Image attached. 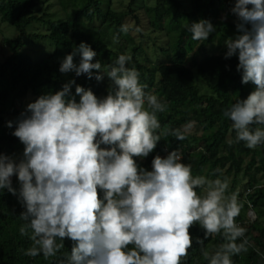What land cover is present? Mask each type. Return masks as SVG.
Masks as SVG:
<instances>
[{"label": "clouds", "instance_id": "clouds-1", "mask_svg": "<svg viewBox=\"0 0 264 264\" xmlns=\"http://www.w3.org/2000/svg\"><path fill=\"white\" fill-rule=\"evenodd\" d=\"M231 11L241 34L225 41V58L237 56L242 83L256 88L224 116L232 122L235 142L255 149L264 144V0H236ZM187 30L194 41H202L216 28L201 20ZM96 55L81 42L59 71L89 79L95 75L97 81L106 74L112 81L107 95L98 98L77 85V102L72 80L55 94L39 96L21 113L12 133L25 145L23 158L0 154V189L16 195L14 175L20 184L18 198L25 211L19 232L32 242L24 254L56 257L68 238L74 246L62 264H181L192 247L189 230L198 223L205 239L222 234L225 241L212 254L203 251L208 264H233L232 256L247 252L249 245L247 239L237 243L246 232L236 223L243 207L238 193L227 194L226 177H193L180 151L156 156L151 171L138 167L134 157H148L164 136L185 140L193 125L160 131L157 114L167 105L146 94L140 73L128 67L132 57L119 55L101 73V63L92 62Z\"/></svg>", "mask_w": 264, "mask_h": 264}, {"label": "trees", "instance_id": "trees-1", "mask_svg": "<svg viewBox=\"0 0 264 264\" xmlns=\"http://www.w3.org/2000/svg\"><path fill=\"white\" fill-rule=\"evenodd\" d=\"M49 1L0 0L1 20L18 32L15 38L3 37L10 54L0 61V154L17 161L23 158L25 145L12 133L21 113L39 96L55 94L72 80L75 83L71 86V94L77 102L80 100L75 94L77 85L90 89L98 98L107 95L112 81L106 74L102 81H97L95 75L89 79L86 74L76 76L71 72L64 76L59 71L63 59L81 42L96 52L92 62L101 63V73L107 71L119 55H130L128 67L140 73V83L147 85L146 94L156 95L167 105V111L157 114L160 131L193 125L185 140L164 136L143 161L134 157L138 167L151 171L156 156L166 158L170 152L180 151L183 153L181 162L192 165L193 177H226L229 195L237 191L241 176H246L245 189L238 194L243 207L236 223L246 229L245 237L237 243L247 239L249 245L247 252L232 256V261L233 264H264V144L249 149L244 142H235L232 122L224 116L233 103L247 99L256 86L252 82L242 83V72L237 71L238 57L226 59L227 47L220 52L215 47L216 52L200 58L208 43L215 39L222 43L241 34L236 27L240 21L231 11L236 0H157L156 4L142 0L140 6H137L138 0H131L128 9L122 11L113 8L112 0L107 3L105 0H57L63 13L50 15L45 11L38 15L43 6L46 10L49 8ZM141 12L146 16L148 30L142 29ZM130 17H134L142 29L139 42L130 29L121 31ZM201 20L210 21L216 31L207 40L194 41L187 28ZM37 23L46 25L47 31L32 30ZM153 34L156 40L165 39L158 47L169 51L165 61L156 60L155 49L151 54L144 43ZM38 42L49 44L53 51L44 58H34L25 51L28 44ZM197 45L198 49L190 56ZM73 59L78 65L79 53ZM197 79L205 83L208 92H202ZM10 121L11 128L7 126ZM12 186L16 195L0 189V264H62L74 246L68 238L64 239V247L56 257L45 259L42 254L37 257L24 254L32 242L19 232L24 223L20 215L25 209L18 198L20 184L15 175ZM99 196L103 198L102 191ZM250 210L255 219L249 217ZM189 231L192 247L181 264H208L203 251L214 253L225 242L222 234L205 239V230L198 223ZM198 240H203V245Z\"/></svg>", "mask_w": 264, "mask_h": 264}, {"label": "rangeland", "instance_id": "rangeland-1", "mask_svg": "<svg viewBox=\"0 0 264 264\" xmlns=\"http://www.w3.org/2000/svg\"><path fill=\"white\" fill-rule=\"evenodd\" d=\"M109 0H105V2L107 3ZM137 6H140L142 3V0H138L137 1ZM157 0H147L148 4H156ZM131 3V0H112V6L114 9L122 11V10H127L129 4ZM49 6V8L46 10L43 6V9L41 11H38L37 14L38 15H42L45 11H47V13H49L50 15L56 14V13H63V10L61 9L60 4L58 3L57 0H50L49 2H47ZM45 4V6L47 5ZM188 7V5H186ZM41 8V5L38 7ZM175 15V14H174ZM140 16L142 18V25H143V31L144 30H148V24L146 21V16L143 12L140 13ZM125 25L128 29L131 30L132 34L136 37V39L138 40V42L141 40V33H142V29H140V27L136 24V21L134 19V17H130L126 20ZM36 28H33L32 30H38V31H47V26L42 24V23H37ZM137 29H139V31H137ZM18 32L16 31V29L13 26H10L9 23L4 22L1 20L0 18V61L4 60L9 54H10V50L9 48L5 45V43L3 42V37H9V38H15L17 37ZM155 35L153 34L151 38H146L144 40L145 45H148L151 54H153V50L155 49L156 51V55H158L157 57H155L156 60L158 61H165L168 57H169V51L168 50H161L159 47L160 44H164L165 39L164 38H160L159 40L154 39ZM224 42H219L218 39H215L213 43H208L205 47H204V53L200 56V58L202 56L211 54L216 52L215 51V47L218 48V52L223 51V49H225L226 44ZM158 44L157 47L154 46V44ZM154 47V48H153ZM199 45H197L194 48V51H192L190 53V56L194 54V52L196 51V49H198ZM153 48V49H152ZM25 51L29 54H31L34 58L40 57V58H44L46 57L48 54H50L53 51L52 46H50L49 44L43 43V42H38L37 44L31 43L28 44L25 47ZM192 64V61L189 62V65ZM71 72L69 73H63L64 76H68L70 75ZM197 83L199 84V86L201 87L202 92H208L205 83H203L200 79H197ZM110 146H107L106 148H108ZM141 161L144 160V158H139ZM14 177V176H13ZM13 177L11 178L13 180ZM247 177L246 176H241V181L239 183L238 189L235 193L240 194L241 192L244 191V183L247 182ZM249 217L252 219H255V214L253 213L252 210L249 211Z\"/></svg>", "mask_w": 264, "mask_h": 264}]
</instances>
